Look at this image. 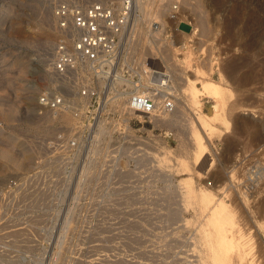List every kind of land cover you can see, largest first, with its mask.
Masks as SVG:
<instances>
[{
    "label": "rangeland",
    "instance_id": "374dc122",
    "mask_svg": "<svg viewBox=\"0 0 264 264\" xmlns=\"http://www.w3.org/2000/svg\"><path fill=\"white\" fill-rule=\"evenodd\" d=\"M177 5L173 10L174 0H151L155 18L148 23L135 8L120 42L159 28L152 61L167 66L178 84L184 99L178 123L133 122L136 136L147 141L133 147L143 152L120 150L112 167L110 157L98 165L93 154V163L73 169L77 177L68 179L63 167L45 164L47 145L76 122L67 114L55 118L36 101L50 86L46 67L60 39L57 21L45 0H0V264H206L204 217L183 194L189 184L233 205L247 234L242 263L264 264V0ZM131 55L124 49V59ZM194 70L232 90L226 99L232 128L214 124L204 136L212 163L184 185L187 176L175 171L176 163H189L192 151L180 124L195 110L181 96L180 79ZM197 99L200 113L209 116L213 101ZM232 168L235 189L225 196L218 190Z\"/></svg>",
    "mask_w": 264,
    "mask_h": 264
},
{
    "label": "built area",
    "instance_id": "2783aa9c",
    "mask_svg": "<svg viewBox=\"0 0 264 264\" xmlns=\"http://www.w3.org/2000/svg\"><path fill=\"white\" fill-rule=\"evenodd\" d=\"M45 1L60 39L49 53L50 86L38 95L37 106L55 118L67 114L76 122L48 143L45 164L63 167L66 178L72 179L77 177L73 169L78 172L94 159L102 165L110 157L112 167L120 150L130 155L143 152L133 147L147 144L136 136L133 122L143 126L160 112L171 113L176 99L165 67L146 63L143 70L124 61L120 37L133 0H119L118 6L98 0ZM179 1L174 0L173 10ZM119 99L122 108L117 106ZM101 126L104 133L97 138ZM118 137H124L123 144Z\"/></svg>",
    "mask_w": 264,
    "mask_h": 264
},
{
    "label": "bare ground",
    "instance_id": "6f19581e",
    "mask_svg": "<svg viewBox=\"0 0 264 264\" xmlns=\"http://www.w3.org/2000/svg\"><path fill=\"white\" fill-rule=\"evenodd\" d=\"M109 2L116 6H118L119 4V0H109ZM151 7H152L151 0H133L132 12H134L135 8L138 9L139 12L142 14L141 15L142 18L140 19V21H147L148 23L151 20H153L152 18H155L153 17L150 11ZM136 26L137 24H134L135 27L134 29L132 28L133 26L131 27L133 29L134 36H135V31L136 30L138 31V29H136ZM149 29H146V33L148 34V37H145L146 35H144L146 34L145 30L144 33L142 31H139L138 34L140 36H138V38H135L134 36H133L134 39L130 38V34H131L130 33L129 36H127L125 42L121 43L122 51H124V49L127 48L130 49V54H132L128 59L129 61H127V58H125L124 61L126 62V64H130V65L136 64L139 65L141 69L144 70L145 69L144 66L146 65V63L148 66H150V64L154 62L152 61V57L154 56L156 57L159 53L156 54V51L154 50L155 47L152 44V42L155 43L154 38L156 35H158L159 28L155 27L153 30L152 29L149 30ZM206 30L207 29L204 22H201V32H202L201 34H206L207 33ZM161 59H163L165 63L169 61L170 58L168 59V53L164 56V58ZM153 64L155 66L158 65L156 61ZM173 66L174 64H172V67ZM170 68H171V64H170ZM233 70L234 67H232V72L235 71ZM20 72H22L21 68L18 71V74ZM199 72H200L199 70L197 71L194 70L190 72L191 74V76H189L190 78L186 77L185 75L184 76L185 78L180 79L182 80V82L181 81L180 82L183 87L181 88L182 90H180V93H182L181 96H183V98H185V100L189 103V106L193 110H195V112L193 113L194 116L192 117L191 120L188 121L187 118L184 120V122L186 121V123L180 124L184 132H186L187 134L186 136H188L189 138L188 141L190 143V147L192 151L191 161L189 163L184 159H180V160L178 159V162L176 163L175 171L183 172V175L187 176L185 177V179H182L180 181L182 182V184L184 183V185L188 183L187 182L188 180L192 179L190 176H192L193 172H196V174L205 172L209 169L212 163V157L207 148L204 136L206 137L215 129L214 124H223L224 128L227 131L232 128L230 123L231 119L227 117L229 116L228 114L226 116L229 106L231 105L228 104L230 103V101L227 102L226 99L233 96L232 90L228 87V85H223L222 83L219 82L216 83L210 81L208 77L206 78L202 74V72L201 73ZM181 76H183L182 71H181ZM170 78L173 85L171 91L174 92V97L176 99L174 110L171 113L160 112L159 114H157L156 118L154 119V121L161 123L162 125L165 126H167L169 123L170 125L171 123H175V124L178 123L179 120H177V115L179 114L178 110L180 111V109H178L180 108L178 103L184 100L182 99L181 101H179L178 92L176 91L177 89L176 87L178 84L177 82H175L176 80H174L171 75ZM197 84L200 85V89L196 87ZM199 95H204L206 98L211 99L214 103L213 105L210 106L209 116L202 115L199 111L200 104L197 99ZM117 106L119 108H122L123 99L118 100ZM103 133H104V129L101 126L97 138L99 137L100 134ZM245 158H246L245 156L243 158L241 157L240 163L243 162ZM236 166H238V164ZM232 171H234V168L230 169L229 172H227L228 173L227 180H225V182L223 181V183L221 184V188L218 190L221 191V193L224 194L225 196L229 195L225 193V191L227 190L233 191L235 189L234 184H232V177H234ZM251 181L253 182V184L258 182V180L256 179L254 180L251 179ZM191 185L192 184H189V187L188 185L187 186L185 185L184 186L185 190L183 189V186L181 188L184 190L183 194L186 197V199L189 201V204L192 205V207H194L197 212L203 214L204 217L202 224L203 235L201 237H203L206 246V250H205L206 253L204 255L207 261L206 264H243L242 254L243 252H245V250H243L244 249L243 247L244 245H246L245 244L246 237L244 239V236H246L247 234L246 235L243 234L244 232H242V228L237 223L236 220L237 211H235L234 208H232L233 207L232 204L225 203L222 199L216 198V194H215L216 192H211L210 190L207 189L204 190L197 189L191 187ZM239 209L242 210L241 207ZM262 209H264V207H262Z\"/></svg>",
    "mask_w": 264,
    "mask_h": 264
}]
</instances>
